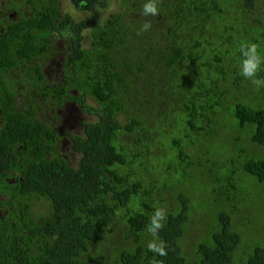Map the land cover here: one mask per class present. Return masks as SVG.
Listing matches in <instances>:
<instances>
[{"label": "trees", "instance_id": "16d2710c", "mask_svg": "<svg viewBox=\"0 0 264 264\" xmlns=\"http://www.w3.org/2000/svg\"><path fill=\"white\" fill-rule=\"evenodd\" d=\"M61 1L0 6V264H264V0Z\"/></svg>", "mask_w": 264, "mask_h": 264}, {"label": "rangeland", "instance_id": "374dc122", "mask_svg": "<svg viewBox=\"0 0 264 264\" xmlns=\"http://www.w3.org/2000/svg\"><path fill=\"white\" fill-rule=\"evenodd\" d=\"M3 1L4 0H0V2H3ZM71 3H72L71 0H62L61 1V12H62V14L68 13L76 21L78 19H87V18L91 17L92 15H94V13H90V12H86V11L77 12L75 7ZM116 10H117L116 0H105L104 6L100 7L98 9L97 13L99 14V17L101 18V17H106L113 12H116ZM84 35H86V32H84ZM83 42H85V40ZM85 44H86V42H85ZM86 102H87V105L94 106V107L97 106L96 102H94L93 99L90 97L86 99ZM61 110H62L63 114L65 113V115L69 116L70 120L73 118L71 121L73 122L74 127H70V125L66 121V124H62L59 127L60 132L70 130L71 134H81L82 128L80 126V121H78L79 125H76V120H78L79 118H85V120H89V117H87L84 113H80L77 110V108L74 107L73 105H65V107H63ZM68 116H67V119H68ZM92 120H94V118ZM92 120H89V121H92ZM62 144H64V146H67L68 144H70L68 138H65L62 141Z\"/></svg>", "mask_w": 264, "mask_h": 264}, {"label": "flooded vegetation", "instance_id": "af4514ba", "mask_svg": "<svg viewBox=\"0 0 264 264\" xmlns=\"http://www.w3.org/2000/svg\"><path fill=\"white\" fill-rule=\"evenodd\" d=\"M4 1L3 2H0V6H2L4 4ZM10 14L13 15L14 13L11 12ZM14 99L17 100L19 104H23L24 103L22 96H19V97H16L15 96ZM57 111H58V114H63L61 109H58ZM71 127H73V125Z\"/></svg>", "mask_w": 264, "mask_h": 264}]
</instances>
